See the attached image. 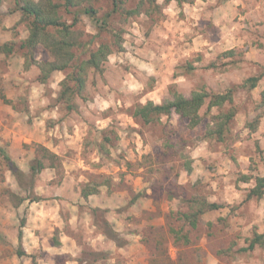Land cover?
Here are the masks:
<instances>
[{"label":"clouds","instance_id":"clouds-1","mask_svg":"<svg viewBox=\"0 0 264 264\" xmlns=\"http://www.w3.org/2000/svg\"><path fill=\"white\" fill-rule=\"evenodd\" d=\"M17 5L0 0V264H264V0L62 8L34 45ZM156 147L179 194L156 199Z\"/></svg>","mask_w":264,"mask_h":264},{"label":"rangeland","instance_id":"rangeland-1","mask_svg":"<svg viewBox=\"0 0 264 264\" xmlns=\"http://www.w3.org/2000/svg\"><path fill=\"white\" fill-rule=\"evenodd\" d=\"M35 2H42L45 3L49 9L50 12H52L53 16L58 17V12L60 9H72L74 11H86L88 12L89 9H93L95 11V14L101 4L107 3L109 7L112 9V12H119L121 10V5L123 4L124 0H118V6L117 9L115 10V5H114V0H72V4L67 3V0H33ZM29 0H19V4L17 5L21 9L23 6H25ZM52 8L54 10H52ZM23 10V9H22ZM24 11V10H23ZM25 12V11H24ZM90 13V12H88ZM25 14L33 20V17L31 15H28L26 12ZM91 14V13H90ZM104 22L108 23L107 17L104 18ZM55 28V27H53ZM52 29V28H51ZM78 36L73 35L71 33L67 32V29H65V39L63 41H66L67 43H64L66 48H73L77 43H78ZM34 51H39V49H36L35 47L33 48ZM48 58V52L47 50L44 51V59L47 60ZM82 85V84H81ZM189 120L188 116H184V118L181 120V125H185ZM207 123V121H205ZM174 138L176 139H182L180 132L176 131L174 133ZM155 154H156V159L157 161L161 164L162 166V172L160 178L156 179L155 183L152 185L154 189V193L156 195V199H159L161 194L163 193V190L165 186H167V189L169 191L176 190L177 194H179V189H177V186L175 185L174 179L172 178V169L168 168L166 165V160L169 158V153H166L161 150L160 147H156L154 149ZM186 195V193H185ZM55 244L56 242L53 241ZM44 258H47L49 254L47 252L42 253ZM56 262V264H65V260L67 259V256H61L57 255L53 258Z\"/></svg>","mask_w":264,"mask_h":264},{"label":"trees","instance_id":"trees-1","mask_svg":"<svg viewBox=\"0 0 264 264\" xmlns=\"http://www.w3.org/2000/svg\"><path fill=\"white\" fill-rule=\"evenodd\" d=\"M68 5L72 4V0H67ZM19 4V0H18ZM114 7L115 10L118 6V0H114ZM28 15H31L33 17V22L36 27V34L33 38V45L35 44V41L40 39L39 33L43 31L44 29H51L53 27H56L59 25L60 21L57 16H53L54 14L49 11L47 5L42 2H35L33 0H29V2L23 6L22 8ZM52 10H54L52 8ZM88 12H90L92 15H95V11L93 9H89ZM53 14V15H52ZM66 41H62L61 47H64ZM81 84H83V80L80 81ZM13 167H15L13 165Z\"/></svg>","mask_w":264,"mask_h":264}]
</instances>
